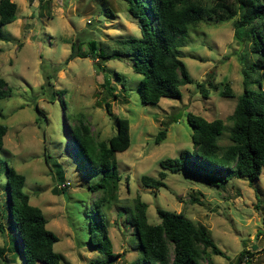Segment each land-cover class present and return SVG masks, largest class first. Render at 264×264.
<instances>
[{"label": "rangeland", "instance_id": "1", "mask_svg": "<svg viewBox=\"0 0 264 264\" xmlns=\"http://www.w3.org/2000/svg\"><path fill=\"white\" fill-rule=\"evenodd\" d=\"M13 1L15 18L0 23V76L11 89L0 98V122L7 126L0 146V264H24L17 234L8 226L5 163L23 174L22 190L29 203L41 209L46 227L57 235L52 246L60 254L59 264H88L100 256L89 245L88 231L95 213L92 202L101 191H91L88 185L101 174L93 170L85 174L78 157L68 152L62 127L70 119L65 111L74 114V120L80 113L96 139L115 132V115L128 119L129 145L114 152L116 195L101 207L115 253L111 264L142 257L125 220L136 195L146 202L149 222L158 220L155 208L160 206L181 211L206 228L225 255L210 253L201 264L233 263L242 248L252 251L247 264H264V167L250 183L246 177L229 176L210 184L183 169L170 171L159 164L182 149L195 152L187 111L206 119L221 118L217 142H229V116L242 89L231 20H202L188 28L180 57L190 82L179 86V96L142 103L137 92L140 74L132 69L129 55L67 58L72 41L76 53H87L89 38L107 50H124L126 45L118 40L140 34L126 0ZM196 81L203 82L205 94ZM223 82L231 89L228 95L220 93ZM171 115L176 119L170 120ZM160 128H165V136L155 143ZM53 161L59 163L62 181L57 180ZM159 170L165 172L162 186L141 183L142 174L157 176Z\"/></svg>", "mask_w": 264, "mask_h": 264}, {"label": "trees", "instance_id": "2", "mask_svg": "<svg viewBox=\"0 0 264 264\" xmlns=\"http://www.w3.org/2000/svg\"><path fill=\"white\" fill-rule=\"evenodd\" d=\"M126 1L129 13L136 18L140 34L119 39L121 46L126 45L124 50H107L89 38L86 40L87 53H76L72 41L67 58L73 55L95 58L129 55L132 69L140 74L137 83L140 101L155 103L162 96H179V86L191 80L180 57V46L186 42L188 28L195 27L202 20L230 19L232 40L238 45L234 51L240 63L242 89L229 116L232 120L228 129L229 142H217L223 128L221 118L206 119L187 111L185 117L195 152L182 149L175 156L161 158L159 164L170 171L183 169L210 184L217 177L219 180L229 176L246 177L249 183L256 179L264 167V0ZM15 9L13 0H0V23L12 21ZM47 78L48 75V82ZM195 84L203 94L206 93L202 81ZM110 89L108 87L107 90ZM10 92L6 80L0 76V98ZM220 93H231L228 83L223 82ZM105 106L107 108V102ZM37 111L39 117H44L42 111ZM63 114L70 119L62 127L68 137V152L78 157L85 174L92 170L101 174L100 179L88 185L91 191H101L92 202L95 213L89 220L88 231L89 245L94 246L100 256H95L88 264H111L115 253L112 252L101 207L116 195L118 177L114 152L129 145L128 119L115 115V132L104 139H96L80 113H75L76 120L72 113L65 111ZM175 119L174 115L170 116V120ZM6 129V124L0 122V146ZM164 136L165 128H160L153 141L157 143ZM48 155L44 152L45 160ZM53 163L57 180L62 181L59 163ZM4 173L8 226L17 234L24 264L36 261L59 264L60 254L52 246L58 237L46 227V217L41 209L29 203L27 193L22 190L23 174L7 163L4 164ZM164 175L163 170H159L157 176L142 174L140 181L145 186L158 188L164 184ZM60 188L63 189L62 186ZM145 211L146 202L136 195L125 220L133 228L142 257L128 264H201V260L209 258L210 253L225 255L209 237L206 228L200 223L195 224L183 212L157 206L158 220L149 222ZM251 254V250L242 248L234 262L228 264H240Z\"/></svg>", "mask_w": 264, "mask_h": 264}]
</instances>
